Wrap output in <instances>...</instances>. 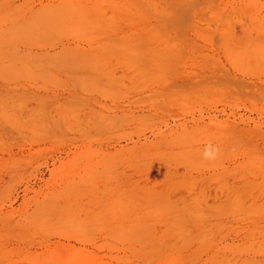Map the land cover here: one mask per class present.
I'll return each instance as SVG.
<instances>
[{
    "label": "rangeland",
    "instance_id": "374dc122",
    "mask_svg": "<svg viewBox=\"0 0 264 264\" xmlns=\"http://www.w3.org/2000/svg\"><path fill=\"white\" fill-rule=\"evenodd\" d=\"M0 264H264V0H0Z\"/></svg>",
    "mask_w": 264,
    "mask_h": 264
}]
</instances>
